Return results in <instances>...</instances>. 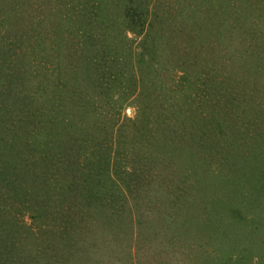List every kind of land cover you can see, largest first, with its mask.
I'll list each match as a JSON object with an SVG mask.
<instances>
[{
	"label": "rangeland",
	"instance_id": "obj_1",
	"mask_svg": "<svg viewBox=\"0 0 264 264\" xmlns=\"http://www.w3.org/2000/svg\"><path fill=\"white\" fill-rule=\"evenodd\" d=\"M0 264H264V0H0Z\"/></svg>",
	"mask_w": 264,
	"mask_h": 264
},
{
	"label": "trees",
	"instance_id": "obj_2",
	"mask_svg": "<svg viewBox=\"0 0 264 264\" xmlns=\"http://www.w3.org/2000/svg\"><path fill=\"white\" fill-rule=\"evenodd\" d=\"M42 58H39V63H38V66H41V68H46L47 66V63H48V60H43ZM17 72H18V70H14V75L16 76V74H17Z\"/></svg>",
	"mask_w": 264,
	"mask_h": 264
}]
</instances>
